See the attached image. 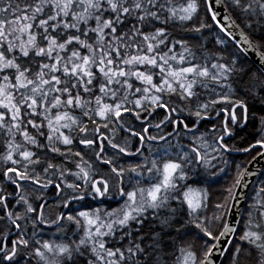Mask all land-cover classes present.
<instances>
[{"label":"snow or ice","instance_id":"1","mask_svg":"<svg viewBox=\"0 0 264 264\" xmlns=\"http://www.w3.org/2000/svg\"><path fill=\"white\" fill-rule=\"evenodd\" d=\"M0 264H264V0H0Z\"/></svg>","mask_w":264,"mask_h":264},{"label":"trees","instance_id":"2","mask_svg":"<svg viewBox=\"0 0 264 264\" xmlns=\"http://www.w3.org/2000/svg\"><path fill=\"white\" fill-rule=\"evenodd\" d=\"M237 159H243V156H238Z\"/></svg>","mask_w":264,"mask_h":264}]
</instances>
